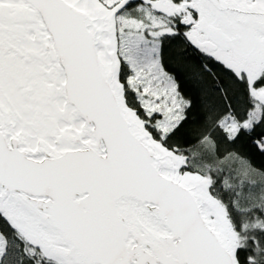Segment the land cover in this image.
<instances>
[{
	"label": "snow or ice",
	"instance_id": "6c2138e0",
	"mask_svg": "<svg viewBox=\"0 0 264 264\" xmlns=\"http://www.w3.org/2000/svg\"><path fill=\"white\" fill-rule=\"evenodd\" d=\"M0 264H264V0H0Z\"/></svg>",
	"mask_w": 264,
	"mask_h": 264
}]
</instances>
